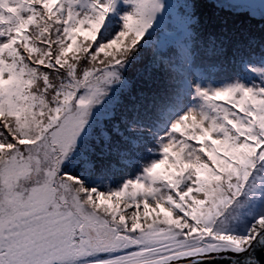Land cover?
<instances>
[{
    "label": "snow or ice",
    "instance_id": "snow-or-ice-1",
    "mask_svg": "<svg viewBox=\"0 0 264 264\" xmlns=\"http://www.w3.org/2000/svg\"><path fill=\"white\" fill-rule=\"evenodd\" d=\"M243 0H0V264H264V35Z\"/></svg>",
    "mask_w": 264,
    "mask_h": 264
},
{
    "label": "rangeland",
    "instance_id": "rangeland-1",
    "mask_svg": "<svg viewBox=\"0 0 264 264\" xmlns=\"http://www.w3.org/2000/svg\"><path fill=\"white\" fill-rule=\"evenodd\" d=\"M244 6L249 8L252 12L256 14L264 13V0H243ZM239 18V19H238ZM242 25H240V22ZM261 23L259 20H250L247 15L235 17L233 18V22L231 23L232 27L236 28L238 34H241V39L246 38L243 36L244 33H248L249 36L251 35H264V33H260L258 31V25Z\"/></svg>",
    "mask_w": 264,
    "mask_h": 264
},
{
    "label": "trees",
    "instance_id": "trees-1",
    "mask_svg": "<svg viewBox=\"0 0 264 264\" xmlns=\"http://www.w3.org/2000/svg\"><path fill=\"white\" fill-rule=\"evenodd\" d=\"M233 18L235 19V17H233ZM233 18L229 21L230 26H232L231 23L233 22ZM238 19H239V18H238ZM242 22H243V21L240 22V25H242ZM237 32H239V31H237Z\"/></svg>",
    "mask_w": 264,
    "mask_h": 264
}]
</instances>
